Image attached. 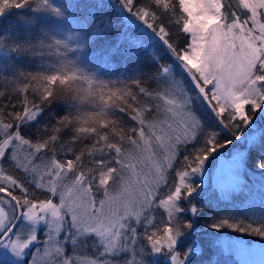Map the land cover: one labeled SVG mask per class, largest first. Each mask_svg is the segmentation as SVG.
Wrapping results in <instances>:
<instances>
[{
    "label": "snow or ice",
    "instance_id": "snow-or-ice-1",
    "mask_svg": "<svg viewBox=\"0 0 264 264\" xmlns=\"http://www.w3.org/2000/svg\"><path fill=\"white\" fill-rule=\"evenodd\" d=\"M118 3L174 59L107 13L90 22L55 0H0V19L50 13L87 30L41 41L56 63L0 83V250L17 264H219L213 247L244 257L251 249L235 241L201 240L196 223L212 158L213 207L247 190L250 165L264 177V128L253 127L264 115V0ZM109 32L127 57L151 51L148 70L119 82L83 71V51ZM246 133L243 148L229 139ZM206 227L264 241V217L212 214Z\"/></svg>",
    "mask_w": 264,
    "mask_h": 264
},
{
    "label": "trees",
    "instance_id": "trees-1",
    "mask_svg": "<svg viewBox=\"0 0 264 264\" xmlns=\"http://www.w3.org/2000/svg\"><path fill=\"white\" fill-rule=\"evenodd\" d=\"M55 2L65 9V15L69 18L79 16L81 19H87L92 22L94 18H100L102 13H107L119 23L121 28L137 35L143 42L148 43V37L155 38L153 44H149L151 51L156 52L163 60L171 61L174 59L169 57L166 48L150 30L144 28L126 10L120 7L118 0H103V8L97 7V0H78L75 8L72 7L70 0H55ZM93 9H96L95 17L92 14ZM40 17H45V19H40ZM76 31L87 32L80 25L73 26L71 19L61 20L50 13H32L29 11L20 14L12 11L0 19V41L3 42L2 46H0V49L3 50V57H0V68H4L9 74L15 71L17 65L23 66L24 73L36 72L38 70L46 71L48 70V65L56 63V57L47 54L49 49L40 48V42L43 41L45 44H48L54 38L66 39L67 34ZM22 41L35 44V54L33 56H20L19 59L12 57L10 60L8 57L11 55L13 48ZM151 51L147 56L141 54L137 57H127L125 53L119 50L116 33L109 32L90 42L89 46L82 53L81 67L83 71L95 74L98 80L119 82L127 80L130 76L134 75L137 65L142 70H148L150 67ZM20 78L21 73L18 74V79ZM0 82H2V78H0ZM51 111L50 109L49 113ZM55 111L63 114L64 107L62 105L55 106ZM45 115L46 118L42 121L44 124L48 122V114ZM257 126L264 128V115H261L257 119L253 127ZM246 136L247 133L239 141L231 136H229V139L233 140L234 146L243 148ZM232 148L233 146L230 145L227 149L228 152L231 153ZM252 156L254 159L255 153ZM208 172L209 174L211 173L210 169H208ZM248 175L250 178H248L249 184L247 190L235 193L232 196L231 202L222 203L219 207H213L214 197L217 194L210 189V181L205 185L204 191L199 198V204L205 209V212L196 223V235L201 240L207 243L217 240L219 237L223 240L241 241L245 244H260L261 247H264V241L259 237L231 232L217 234L213 229L206 227L212 214L231 212L244 218L254 216L264 217V188L261 187V184L264 183V177L254 174L251 171V165ZM212 251L213 259L219 261V264H241L236 259L234 253L218 251L215 247H213ZM196 264H208V261L197 258Z\"/></svg>",
    "mask_w": 264,
    "mask_h": 264
},
{
    "label": "rangeland",
    "instance_id": "rangeland-1",
    "mask_svg": "<svg viewBox=\"0 0 264 264\" xmlns=\"http://www.w3.org/2000/svg\"><path fill=\"white\" fill-rule=\"evenodd\" d=\"M155 40V38H150L148 37V43L146 44H153V41ZM176 71H177V75L178 77L182 74V69L179 68V66H176ZM230 156V152L225 151L224 152V159H228ZM219 159L214 157L210 160L208 166L207 167V171L208 169H210L211 173L209 174L208 172V176L206 178V180L204 181L205 185H207L208 181H210V189L215 192L217 195L218 193L216 191H218L216 189V182H215V172L217 169V174H219L220 169H219ZM237 193V192H236ZM235 194V193H234ZM233 194V195H234ZM232 195V196H233ZM236 243L240 246L243 247H247L251 249L250 253H246L244 257H241L239 255H237L236 253H234L236 259L243 264V262L246 260L248 262V264H264V247H261L260 244H245L241 241H236ZM0 262L2 263H7V264H17V261L15 260L14 257H12L10 254L4 253L2 250H0ZM162 264V262H161Z\"/></svg>",
    "mask_w": 264,
    "mask_h": 264
},
{
    "label": "clouds",
    "instance_id": "clouds-1",
    "mask_svg": "<svg viewBox=\"0 0 264 264\" xmlns=\"http://www.w3.org/2000/svg\"><path fill=\"white\" fill-rule=\"evenodd\" d=\"M40 19H45V17H40ZM35 54V44H29L26 42L18 43L15 48H13L11 55L8 57L10 60L12 57L19 59L20 56H33ZM0 57H3V50L0 49ZM23 66L17 65L15 71L9 74L4 68H0V78L2 82L0 83H9L18 81V74L24 72Z\"/></svg>",
    "mask_w": 264,
    "mask_h": 264
}]
</instances>
